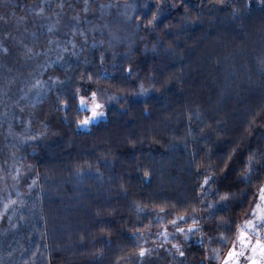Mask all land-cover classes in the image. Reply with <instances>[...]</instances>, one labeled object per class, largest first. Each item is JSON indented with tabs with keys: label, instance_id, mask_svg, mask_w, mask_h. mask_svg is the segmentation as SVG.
I'll use <instances>...</instances> for the list:
<instances>
[{
	"label": "trees",
	"instance_id": "trees-1",
	"mask_svg": "<svg viewBox=\"0 0 264 264\" xmlns=\"http://www.w3.org/2000/svg\"><path fill=\"white\" fill-rule=\"evenodd\" d=\"M34 1L0 9V264H216L264 182V0H66L61 43Z\"/></svg>",
	"mask_w": 264,
	"mask_h": 264
},
{
	"label": "rangeland",
	"instance_id": "rangeland-1",
	"mask_svg": "<svg viewBox=\"0 0 264 264\" xmlns=\"http://www.w3.org/2000/svg\"><path fill=\"white\" fill-rule=\"evenodd\" d=\"M64 1L66 0H36L32 2V4H29L28 6V11L24 15L20 16L16 22L17 31L21 34H26L31 38H35L34 34H37V32H47L50 34L54 43H61L60 37L62 35H66L70 39L69 42H71L72 39L70 33L72 31L78 30L79 28L88 27V25L82 24L81 20L71 18L70 15H67L66 10L68 9L63 4ZM8 3H10V0H0V9ZM93 92H96L97 94V102L104 106L103 99L96 89L82 93L80 96H84L88 102V105H90ZM84 107L89 108L87 105ZM103 111L105 113V106L103 107ZM104 115L99 118H103ZM99 118L92 120L91 123L97 121ZM91 123L80 127L84 129L88 128ZM2 180V177H0V247L2 244L9 242L10 240L7 234V224L9 222L8 215L10 217V213L9 209L6 208L8 206L9 197H5L2 194L8 196L9 193L12 192L10 183L2 182ZM2 186L4 187V191H6V193L2 192L1 194ZM262 186H264V182L258 189L257 199L251 210L249 218H246L241 222L229 250L218 259L216 264H225V259L228 256L230 250L234 251L236 254L233 264H249L248 258L251 255V248L241 244L240 237L242 232L247 233L246 242L250 241L252 244H254L257 239H264V222L260 220L259 212L256 210L257 204H260L262 207H264V201L260 200V189ZM254 210L256 211L254 212ZM248 221H252L253 227L248 226ZM3 226H5L6 229ZM187 231V228L169 226L164 230V233L160 235V240H163L162 243H159L158 245L154 244L153 246L158 248V246L160 247L165 245V249L168 248L170 252H173L175 255L174 257H179L183 254L181 251L183 241L189 237ZM241 253L243 254L241 255Z\"/></svg>",
	"mask_w": 264,
	"mask_h": 264
},
{
	"label": "snow or ice",
	"instance_id": "snow-or-ice-1",
	"mask_svg": "<svg viewBox=\"0 0 264 264\" xmlns=\"http://www.w3.org/2000/svg\"><path fill=\"white\" fill-rule=\"evenodd\" d=\"M155 14L153 19H155ZM149 23L151 24L152 21H149ZM96 92L92 93V101L91 104L88 105V102L86 101V98L84 96H80V104L81 106H88L90 108L91 111V115L90 116H85L84 119L80 120L78 122L79 126H86L88 124L91 123L92 120L97 119L101 116H103L105 113L103 111V105L98 103L96 100ZM147 175V173H146ZM207 182V180L205 181ZM260 200L264 201V186L261 187L260 189ZM256 210H258L259 212V218L262 222H264V207H262L260 204H257L256 206ZM254 210V212L256 211ZM248 226L249 227H253L252 221H248ZM246 237H247V233L246 232H242L241 233V244L243 246H247L251 248V255L249 256V264H264V239H257L255 241L254 244H252L250 241L246 242ZM143 249H141L140 254L143 255L144 254ZM243 253H241L242 255ZM235 253L234 251H229L228 256L225 259V264H233L234 262V257H235Z\"/></svg>",
	"mask_w": 264,
	"mask_h": 264
}]
</instances>
